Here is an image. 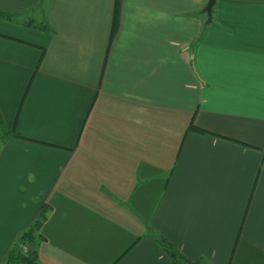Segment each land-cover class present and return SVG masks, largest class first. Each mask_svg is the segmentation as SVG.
<instances>
[{
	"label": "crops",
	"instance_id": "0c3cea01",
	"mask_svg": "<svg viewBox=\"0 0 264 264\" xmlns=\"http://www.w3.org/2000/svg\"><path fill=\"white\" fill-rule=\"evenodd\" d=\"M208 2L0 0V264L44 205L40 264H264V0Z\"/></svg>",
	"mask_w": 264,
	"mask_h": 264
},
{
	"label": "trees",
	"instance_id": "16d2710c",
	"mask_svg": "<svg viewBox=\"0 0 264 264\" xmlns=\"http://www.w3.org/2000/svg\"><path fill=\"white\" fill-rule=\"evenodd\" d=\"M120 6L121 0H116L112 27L113 34L116 33L118 29ZM0 18L13 20L16 19V15L0 13ZM211 21L212 18L209 20V22ZM46 27L48 26H42V28ZM189 129L198 131L199 133H207L206 130L195 126L194 121L191 122ZM15 138L29 139L23 136L17 130L16 126H13L11 129H7L4 118L0 112V139L5 141ZM49 209V206L44 205L39 217L18 235L17 239L7 252L2 264H40L39 247L41 242L45 239L41 232V228L48 217ZM159 242L162 245L164 251L171 258L173 264H200L198 261H193L184 256L166 238L161 236Z\"/></svg>",
	"mask_w": 264,
	"mask_h": 264
},
{
	"label": "rangeland",
	"instance_id": "374dc122",
	"mask_svg": "<svg viewBox=\"0 0 264 264\" xmlns=\"http://www.w3.org/2000/svg\"><path fill=\"white\" fill-rule=\"evenodd\" d=\"M206 15H208V14L206 13ZM208 18H209V15H208ZM1 141L2 142H5L3 139H1ZM19 201L20 200H18V199H8L7 200V204L5 205V207L11 208L12 210L15 209L16 211L21 212L20 211L21 209H19V208H13L14 207V204H19ZM7 212L8 211L5 210L3 214H6Z\"/></svg>",
	"mask_w": 264,
	"mask_h": 264
},
{
	"label": "water",
	"instance_id": "95a60500",
	"mask_svg": "<svg viewBox=\"0 0 264 264\" xmlns=\"http://www.w3.org/2000/svg\"><path fill=\"white\" fill-rule=\"evenodd\" d=\"M216 0H209L207 6L204 9V13H207L209 15V18H212V12H213V7L215 5Z\"/></svg>",
	"mask_w": 264,
	"mask_h": 264
}]
</instances>
